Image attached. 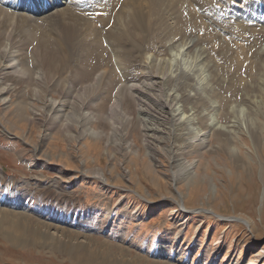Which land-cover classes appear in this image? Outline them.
Returning a JSON list of instances; mask_svg holds the SVG:
<instances>
[{"label":"rangeland","instance_id":"374dc122","mask_svg":"<svg viewBox=\"0 0 264 264\" xmlns=\"http://www.w3.org/2000/svg\"><path fill=\"white\" fill-rule=\"evenodd\" d=\"M70 1L73 13L76 9L85 18L94 19L99 0H89L90 4L88 0ZM134 1L144 14L145 31L137 32L125 11H120L119 35L113 32L111 37L109 31L101 30V24L97 25L101 36L114 38L119 46L129 39L127 63L132 65L134 60L141 65L129 67L115 66L109 39L100 40L103 47L90 45L87 49L95 43V38L88 37L92 18V22L84 19L86 22L81 24L78 18L70 20L51 12L47 18L40 12L15 13L0 4L10 9L0 19V264H75L66 251L69 245L65 248L64 244L71 242L74 249L76 244L86 243L88 237L97 247L104 244L110 248L118 261L128 260L122 264H264V66L256 72L248 64L241 71L230 61L236 43L246 45L251 52L262 49L264 27L251 26L257 32L234 35L230 18L237 16H218V5L213 8L207 2L209 10L201 15L207 27L202 30L192 5L159 2L155 6L157 0ZM144 3L148 4L145 13ZM201 3L205 8L203 2L197 4ZM119 5L120 0L116 9ZM221 6L225 13L230 9L228 3ZM23 14L34 19L42 17L41 22L34 26ZM181 17L184 21L178 20ZM178 28L185 31L178 33ZM170 40L172 51H165L164 45ZM185 44L193 47L188 49ZM3 47H7V55ZM17 56L19 65L10 66ZM146 56L147 62L156 56L168 59L167 69L164 61L157 66L159 69L153 63L144 68L141 62ZM164 69L175 77L180 75L178 78L193 77L187 82V90L185 77L179 84L174 82L178 79L168 81L166 88L178 98L177 109V104L185 103L181 110L193 121L189 126L183 124V129L171 130L173 122L165 118L168 115L162 108L164 99L156 97L160 105L149 103L145 109L153 116L149 113V120L157 123L155 119L159 118L158 133L144 132L141 120L136 121L138 103L131 97L137 90L131 91L124 82L146 89L154 82L155 72ZM100 73L102 78L96 81ZM119 75L121 81H117ZM124 76L129 80L124 81ZM183 90L190 100L181 104L179 99L186 95ZM100 99L107 104V120L92 122L95 130L116 131V120L107 121L117 107L132 115L137 124L136 130L130 127L125 133L121 132L124 126L120 127L110 146L106 133L97 140L81 139L82 124L63 128L70 114L85 115L98 102L102 107ZM53 101L55 112L62 104L65 112L51 113ZM18 105L25 109L21 118ZM177 113L181 114L180 110ZM54 115H61V122H53ZM212 120L225 131L212 128ZM198 131L200 135L207 133L208 144L203 149L190 134L198 135ZM181 148L186 150L185 159L179 163L186 160L194 164L195 178L175 182L178 163L172 153L178 154ZM98 172L104 173L105 180L98 178ZM59 213L68 214L69 221L75 218L73 224L49 217ZM19 216L28 223H42L43 231L50 228L44 233L50 231L48 236L57 242L13 246L10 235L17 234L12 232L14 226L8 230L9 223L20 222ZM52 245L57 250H52Z\"/></svg>","mask_w":264,"mask_h":264},{"label":"bare ground","instance_id":"6f19581e","mask_svg":"<svg viewBox=\"0 0 264 264\" xmlns=\"http://www.w3.org/2000/svg\"><path fill=\"white\" fill-rule=\"evenodd\" d=\"M48 1V0H47ZM44 3V0H33L32 3H29L27 0H24V2L22 1H19V0H0V4L4 5L6 8H10L11 10L13 11H16L15 13L18 12H24L25 14H27L28 12L30 14H37L38 12L42 13V15H45L47 14L46 16H42L43 18H47L51 12V14H60V15H63V17L65 16V18H70V20L74 19V18H78L77 20H79V22L82 24L85 23L86 20L92 22V17H89V18H85L86 16L84 15H81L80 13H77L76 12V9L74 10L75 13L78 15H76L75 13H73L72 8H70L71 6H73L74 8V5H70L71 1L70 0H56L54 2L51 1V2H47ZM70 1V3H69ZM76 0H74L75 2ZM89 1V0H88ZM142 1V0H141ZM158 3H154V5L158 6L160 5L159 2H162V3H165V2H169V4H171L170 2H175L174 4H177V5H192V9L194 10V15L196 17V19L201 22L200 25H202V30L204 28H206V22L202 20V14H203V11H208L209 9H206L208 7L207 5V2L208 4H210L211 6H214L213 8H215L216 5L217 6V10L220 12L218 14L222 16H226L227 14H230L232 13L233 15L237 16V17H231L230 20H231V24H230V28L232 29V34L234 35H243L245 34L248 30H251L252 32H257V29L256 28H251V26H256V27H264V26H259L257 24H252V23H260V24H264V0H157ZM26 2V3H25ZM77 3L78 0L76 1ZM81 2V1H80ZM85 2V1H84ZM82 2V3H84ZM92 2V1H91ZM90 1L88 2L89 4L91 3ZM118 2L119 0H99L97 2V5H98V9L96 10V15H94V19L92 22L93 23V28L89 31L90 33L88 34V37H92V38H95V43L94 44H89L87 45V49H90V45H99L102 46L101 44V39H109L110 41V44H109V47L110 49L114 52L115 56V66H120L122 67V65L126 66L128 65L129 66H137L140 63H138L137 61H134V64H130V63H127V59L125 57V53H126V46H129V39L127 40V44H124L123 43L119 46V43H116L114 41V38H110L108 37L107 35H104L101 36L99 31H101L102 29H106L107 31H109V35L112 37L114 36L113 32H116L117 34L120 32V28L118 26L119 22H120V11H125L128 18L131 20V22L135 25L136 27V31L138 32L139 31H145V27H144V21H145V18H144V14L141 10V8L135 4V1L134 0H120V5L119 7L116 9V6L118 5ZM196 2V3H195ZM199 2H203L205 4V8H204V5L201 3V5H198L197 3ZM248 2V3H246ZM69 3V5H68ZM225 3H228L230 5V9L225 13L224 10H225V7L222 8V4H225ZM73 4V3H71ZM76 4V3H75ZM87 3H85L86 5ZM168 4V3H167ZM173 4V3H172ZM197 4V5H195ZM236 4H240L239 6H236ZM246 4V5H245ZM62 5H68V7H65V8H61L60 10H56V7L58 6H62ZM81 5L83 4H80V7H82ZM176 5V6H177ZM77 6V5H75ZM144 6V13L146 12V9L148 7V4L147 3H144L143 4ZM166 6V5H164ZM171 6V5H170ZM189 6V8H190ZM79 7V6H78ZM77 7V9H78ZM84 7V5H83ZM82 7V8H83ZM167 7V6H166ZM165 7V8H166ZM173 7V6H172ZM56 10V12L54 13L53 11ZM86 8V6L84 7V9ZM96 8V7H95ZM164 8V7H163ZM162 8V9H163ZM175 8V7H174ZM177 8V7H176ZM179 8V7H178ZM182 8V7H181ZM7 9H4L2 7H0V19L2 18V16L6 13H8ZM81 9V8H79ZM90 9V7H89ZM93 9V8H92ZM91 10V9H90ZM89 10V11H90ZM161 10V6H160V9ZM169 10V8H168ZM191 10V8H190ZM222 10V11H221ZM78 11V10H77ZM80 11V10H79ZM78 11V12H79ZM83 11V9L81 10ZM85 11H87L85 9ZM84 11V12H85ZM174 11V10H173ZM178 11V10H177ZM181 11V10H180ZM236 11V12H235ZM93 12V11H91ZM12 13V12H11ZM88 13V12H87ZM179 13V11L177 12ZM181 13V12H180ZM184 13V12H183ZM23 14V15H25ZM50 14V15H51ZM92 14V13H91ZM154 14V13H153ZM158 14V13H157ZM172 14H174L172 12ZM187 14V11L186 13ZM213 14H215L213 12ZM40 15V14H39ZM176 15V14H175ZM189 15V14H188ZM28 22H30L32 25H34L33 23H37V21H40L42 19H34V18H31V17H34V16H31L29 17L28 15H25ZM37 16V15H36ZM57 16V15H56ZM97 16V18H96ZM159 16V15H158ZM180 16V15H179ZM191 16V15H190ZM215 16H217L215 14ZM38 17V16H37ZM52 17V16H51ZM185 17V16H184ZM193 17V16H192ZM92 18V19H91ZM177 18V17H175ZM180 18V17H179ZM187 18V17H186ZM102 19V23L98 22V20ZM185 18L181 17V19H178V20H181V21H184ZM195 19V20H196ZM187 20V19H186ZM193 20V19H192ZM219 21H222V19L218 18ZM82 21V22H81ZM117 21V22H115ZM152 21V20H151ZM41 22V21H40ZM75 23H79L78 21L74 20ZM148 22V21H147ZM150 22V21H149ZM161 22V21H160ZM186 22V21H185ZM188 22V21H187ZM79 23V25H80ZM168 23V22H167ZM172 23V22H171ZM196 23V22H195ZM98 24H101V30H100V26L98 27L97 25ZM177 24V23H176ZM189 24V23H187ZM191 24V22H190ZM193 24V23H192ZM39 25V24H38ZM78 25V26H79ZM174 24H172V27H173ZM197 25V24H196ZM196 25H194L196 27ZM199 25V24H198ZM35 26V25H34ZM186 26V25H185ZM98 29H97V28ZM169 27V26H168ZM175 27V26H174ZM173 27V28H174ZM187 28H189V26H186ZM191 27V26H190ZM193 27V26H192ZM191 27V28H192ZM200 27V26H199ZM198 27V28H199ZM180 28V27H179ZM178 28V33L179 32H182V31H185V28H181L179 29ZM81 29V28H80ZM174 30V29H173ZM189 30V29H188ZM196 30V29H195ZM171 31V29H170ZM198 31V30H197ZM172 32V31H171ZM170 32V33H171ZM174 32V31H173ZM200 32V31H199ZM102 33V31H101ZM186 33V32H185ZM182 34V33H181ZM119 35V34H118ZM190 36V35H189ZM118 38V37H117ZM183 38V36H182ZM209 38V36H208ZM184 39V38H183ZM175 40V39H174ZM100 41V43H99ZM119 41V39H118ZM172 40L168 41L164 47H165V51H169L171 50L170 48L173 45V42H171ZM180 41V40H179ZM185 41V40H184ZM171 42V43H170ZM177 42V41H175ZM194 42V41H192ZM134 43V42H133ZM178 43V42H177ZM195 43V42H194ZM116 45V46H115ZM141 46V45H140ZM178 46V45H177ZM183 46H187L188 49L192 48L193 46L189 45V44H185ZM103 47V46H102ZM118 49H116V48ZM139 46H137L138 48ZM179 47V46H178ZM177 47V48H178ZM186 47V49H187ZM7 48V47H6ZM5 47L2 48L3 52L5 51L6 49ZM173 48V47H172ZM140 49V48H139ZM176 49V48H175ZM231 45H228V51H231ZM264 47L262 49H259L258 52H251L246 45L244 44H241V43H236L234 44L233 46V49H232V52L230 55H233V56H230L232 58H230V61L231 63L235 64V65H238L239 69L241 68V71H243L244 69L247 68L248 64H251V68L254 70H257L256 72H258L260 69L263 68L264 66V54L262 55V51ZM121 50V51H120ZM236 50L238 52H236ZM7 51V50H6ZM6 51L4 52L5 55L6 54ZM120 51V52H119ZM133 51V50H132ZM172 51V50H171ZM175 51V50H174ZM138 52V51H137ZM144 52V51H143ZM8 53V52H7ZM140 52H138V55H139ZM173 53V52H172ZM145 54V53H144ZM169 54V53H168ZM171 54V53H170ZM133 55V54H132ZM131 56V55H128V57ZM136 56V55H135ZM153 56V55H152ZM201 56V55H200ZM205 56V55H204ZM140 58V55L138 56ZM137 57V59H139ZM155 57V56H154ZM130 58V57H129ZM151 58V57H150ZM173 58V57H172ZM100 59V58H99ZM132 59V58H131ZM130 59V61H132ZM156 59V60H155ZM153 58V61L150 59V62H147V60H149V58H147V56L144 58L143 62H141L142 66H144V68L148 67L149 65H151L152 63L154 64V67H157L159 64H162L160 63L161 61H164L163 64H166L165 68L167 69V64H168V59H161L159 60L158 57L156 56V58ZM205 59L207 61L208 58L207 56L205 57ZM114 60V59H113ZM112 60V61H113ZM135 60H136V57H135ZM171 60V59H170ZM140 61V59H139ZM142 61V60H141ZM12 62V63H11ZM10 62V66H18L19 65V60H18V56L12 60ZM111 65V63H110ZM170 65V64H169ZM164 66V65H163ZM234 66V65H233ZM169 67V66H168ZM250 67V66H249ZM248 67V68H249ZM119 68V67H117ZM158 68V67H157ZM163 68V67H161ZM171 68V67H170ZM159 69V68H158ZM173 68H171V71H172ZM251 69V70H252ZM160 71V70H158ZM163 71V70H162ZM169 71V70H168ZM168 71L165 72V69L162 73H159L157 74V72H155L154 74V82H151L150 84H148L146 86V89L145 88H141L139 89V87L134 84V87H133V84H131L130 82H124V84L131 90V91H135V94H132L131 97L132 98H135V102L138 103V109H137V112H139L140 115H142V117H140L139 114H137V117H136V121L138 119L141 120V129L144 128V132H149L148 130H151V132L153 131L154 133H156L159 129V127H156V124H158L159 122V118L158 119H155V121L157 123H154L151 120L148 119V115L150 113V111H148V109H145V106L147 105V108L149 106V103L151 105V103L155 102L157 103L158 105H160V101L156 98V97H162L164 100L163 101V109H165L166 111V114L168 115L167 117H165L166 119H170L171 123H172V126L171 127V130H173L172 128H176L175 130H179V128H182L184 127L185 125L187 126L190 123H192V121H190V115L186 116L185 114H183V110L182 107L184 108L185 106V103L186 101H189L190 100V97L188 95L187 92H185V90H183L182 94L184 95V93L186 95H184V98L182 99H179V102H181V104L184 103V105H179L177 104L179 107L177 109V106L175 105L178 98L174 96V94H172V91H166L168 88L167 84H168V81H173V80H177V81H174V82H179L181 83V80H183L184 78H181V77H185L186 81L184 82L186 84L185 86V89L187 90V82L189 83V81L191 79H193V77L190 78V76H186V75H183L181 76L180 78H178L179 76H176L175 75H172V72L171 74H168ZM252 71V72H253ZM185 72V71H184ZM242 73V72H241ZM103 73H100L99 75H97L95 78H96V81H98L100 78H102V75ZM189 74V72H188ZM191 74V73H190ZM189 74V75H190ZM169 75V76H168ZM252 75V74H251ZM255 75V74H253ZM174 76V77H173ZM111 78L112 77H109V80L111 82ZM126 80H129L128 79V76H124V81ZM150 81H152L153 79L150 78L149 79ZM117 81H121V76L119 75L117 77ZM146 82L148 81L147 79L145 80ZM176 83V84H177ZM178 83V84H179ZM132 87V88H131ZM179 87V85H178ZM239 88V87H238ZM144 89V91H143ZM232 89V88H231ZM147 90V92H145ZM4 93V92H3ZM2 93V94H3ZM154 93V95L152 94ZM178 93V92H177ZM183 95H180V96H183ZM1 96V95H0ZM83 96V95H82ZM161 100V99H160ZM100 101L102 102V107H101V103L98 102L97 103H94L93 107L89 109V111H87L88 113H86L85 115H80V116H75L76 114H70L69 116L70 119H68L69 122H67L66 125H64L63 128H67V126H72L71 124H74V123H77L76 126H79L80 124H82L81 126L84 127L83 130H82V135H81V139H85L86 137H90L91 139H94V140H97V139H100L101 137H103L106 133V136L105 138H107V145L109 144V146L112 144L111 140H114L115 137H117V132L119 131L120 127L122 128L124 126V130H122L121 132L125 133L126 132V129L127 128H130V127H133L132 129H135L134 126L136 124L135 122V119L132 118V115H130L129 113H126L124 112L123 110H121L120 107H117L114 108V113H116V115L113 113V116H112V119H109L107 121V123L113 121L114 119L116 120L115 121V124H114V130H116L113 134L112 132H105L103 129H98L95 130L94 127L92 126V122H97V121H100V120H107V104H104L105 103V100L103 99H100ZM2 103L6 102V100H2L1 101ZM5 104V103H4ZM154 104V103H153ZM156 104V105H157ZM6 105V104H5ZM55 102L53 101L52 102V110H51V113H55L56 112H65V106L64 104L61 105V107L58 109V111L55 112ZM58 106V105H57ZM155 106V105H154ZM57 108V107H56ZM144 108V109H143ZM24 106L22 105H18V109H17V112L18 113V117L20 116H23L24 114ZM83 110V109H82ZM180 110V113H177L178 111ZM81 111V110H80ZM80 111H77V112H80ZM123 111V112H122ZM16 112V111H15ZM76 113V111H74ZM83 112V111H82ZM95 112V113H94ZM68 113V111H67ZM188 113V112H187ZM64 114V113H63ZM82 114V113H81ZM133 114V113H132ZM53 115V114H52ZM67 115V114H66ZM65 115V117H66ZM74 115V116H73ZM178 115L181 116V118H178ZM15 116V115H14ZM150 116H152V114L150 113ZM155 117V116H154ZM21 118V117H20ZM61 115L57 116V115H54L52 117L53 119V122L56 120V122H61ZM177 120V121H176ZM81 121H83V123H80ZM163 121V120H162ZM175 121V122H174ZM71 122V123H70ZM185 124V125H183ZM211 124V123H210ZM212 124L215 125V127L212 125L211 127L212 128H215V130H219V131H225L224 130V126H219L218 123L215 121V120H212ZM137 125V124H136ZM189 126V125H188ZM51 127V126H50ZM73 127V126H72ZM140 127V126H139ZM138 127V128H139ZM52 129V128H51ZM50 129V130H51ZM183 129V128H182ZM185 129V128H184ZM53 130V129H52ZM136 130V129H135ZM146 130V131H145ZM150 132V133H151ZM152 132V133H153ZM176 132V131H175ZM181 132V131H180ZM158 133V132H157ZM196 133V132H195ZM199 133V131L197 132ZM201 133V132H200ZM200 133L197 135L193 134V133H190L193 135L194 138H196V141L194 143H199L198 145L203 149L204 147H207V133H202L200 135ZM212 133V132H211ZM119 134V133H118ZM121 134V133H120ZM119 134V135H120ZM189 134V135H190ZM50 135V134H49ZM124 135V134H123ZM127 135V133H126ZM175 135V134H174ZM48 135L46 134V137ZM122 136V135H121ZM152 136V135H151ZM74 137V136H73ZM120 137V136H119ZM124 137V136H123ZM122 137V139H123ZM72 138V136H71ZM147 138V137H146ZM122 139H119V140H122ZM178 139V138H177ZM146 140V139H145ZM151 140V139H150ZM130 141V140H129ZM144 141V140H143ZM229 141V140H228ZM127 142V141H126ZM130 143V142H129ZM128 143V144H129ZM148 143H150V141L148 140ZM114 144H117V143H114ZM126 144V143H125ZM181 144V143H180ZM183 144V143H182ZM113 145V144H112ZM197 146V145H196ZM195 146V147H196ZM118 147V146H117ZM121 147V146H120ZM128 146H126L127 148ZM194 147V148H195ZM189 148V147H188ZM129 150V149H128ZM132 150V149H131ZM179 150V149H178ZM177 150V152H178ZM230 150V149H229ZM172 149H171V153H172ZM186 151V150H185ZM182 148L180 149V152H178V154L176 153H172L173 154V159L178 163L176 164V168L175 169H178V172H175L174 173V181H179L181 180L182 178H187L189 181L192 180L193 178H195V171H193V169H195L194 167V164L192 163H187L185 162L186 160H184L183 163H179L180 160L182 159H185V152ZM192 151V150H191ZM232 151V149L230 150ZM174 152H175V149H174ZM130 154V153H129ZM187 154V153H186ZM135 155V154H134ZM178 156V157H176ZM153 157H155V154L153 155ZM155 159V158H154ZM34 165H37V164H34ZM44 167V166H42ZM197 174V173H196ZM99 179L101 180H105V177H104V173H101V172H98L97 173ZM1 196V195H0ZM1 202V201H0ZM36 212H41V210H34ZM95 211V210H94ZM77 215V214H75ZM50 218H53L55 221L57 222H71L73 220H75V218L72 220V221H69V215L68 214H56L55 215H51L49 216ZM25 217H22V220H21V216H19V219H20V222H18L17 220L14 221V224H12V221H10L9 223V226H11V228H9L8 230H11L14 226V231H12L14 234H17L15 235V237H13L12 235H10V240H11V243L13 246H17V247H26V246H38V245H43L45 244L46 240H50V241H54V242H57L56 240H53L55 239L54 237H50L48 235L51 234L50 231H48V234L47 233H44V231H47L48 229L50 228H46L44 231H43V226H42V223H39L38 221L36 220H31L30 222L31 223H28V222H25ZM73 224V223H72ZM13 230V229H12ZM51 230V229H50ZM3 232V231H1ZM104 232V231H103ZM92 239V238H91ZM69 241H72L71 239H68ZM68 241V242H69ZM44 242V243H43ZM66 245H69L66 246ZM71 245V242L69 243H66L64 244V247L66 246L67 247V253H69L72 261H74L75 264H122V262H127L128 260L127 259H123L118 261V257L116 255V253H113L111 252V249L110 248H107L106 245L102 244L100 246L97 247V245L95 244V242L93 240H90L89 237H88V240L86 243L84 244H76V246H73L74 249H71L70 247ZM59 247V246H58ZM61 248V252H64L63 249L65 248ZM57 247L52 245L51 246V249L52 250H57L56 249ZM96 248V249H95ZM70 259V260H71Z\"/></svg>","mask_w":264,"mask_h":264}]
</instances>
